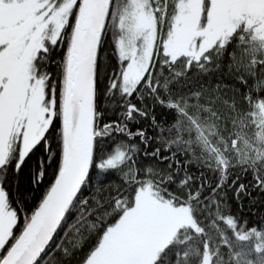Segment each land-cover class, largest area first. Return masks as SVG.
Listing matches in <instances>:
<instances>
[{"label":"snow or ice","instance_id":"snow-or-ice-1","mask_svg":"<svg viewBox=\"0 0 264 264\" xmlns=\"http://www.w3.org/2000/svg\"><path fill=\"white\" fill-rule=\"evenodd\" d=\"M0 264H264V0H0Z\"/></svg>","mask_w":264,"mask_h":264},{"label":"trees","instance_id":"trees-1","mask_svg":"<svg viewBox=\"0 0 264 264\" xmlns=\"http://www.w3.org/2000/svg\"><path fill=\"white\" fill-rule=\"evenodd\" d=\"M251 223H252V224H255V218H252V219H251Z\"/></svg>","mask_w":264,"mask_h":264}]
</instances>
